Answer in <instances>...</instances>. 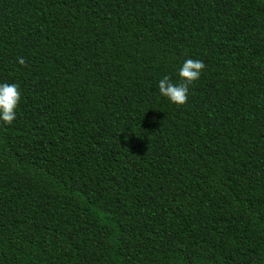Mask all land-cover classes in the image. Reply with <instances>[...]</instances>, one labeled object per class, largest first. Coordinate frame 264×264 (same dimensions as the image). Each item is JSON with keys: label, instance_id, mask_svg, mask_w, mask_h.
<instances>
[{"label": "trees", "instance_id": "trees-1", "mask_svg": "<svg viewBox=\"0 0 264 264\" xmlns=\"http://www.w3.org/2000/svg\"><path fill=\"white\" fill-rule=\"evenodd\" d=\"M4 82L0 264H264V0H0Z\"/></svg>", "mask_w": 264, "mask_h": 264}, {"label": "clouds", "instance_id": "clouds-1", "mask_svg": "<svg viewBox=\"0 0 264 264\" xmlns=\"http://www.w3.org/2000/svg\"><path fill=\"white\" fill-rule=\"evenodd\" d=\"M17 63L23 64L22 57L17 58ZM204 64L198 59H185L176 72L177 81L174 83L169 76H162L156 84L158 94L170 104L183 105L187 100L189 85L198 80ZM20 92L16 83H0V122L4 125L11 124L16 118L17 105Z\"/></svg>", "mask_w": 264, "mask_h": 264}]
</instances>
